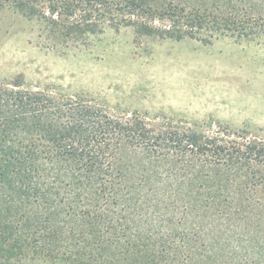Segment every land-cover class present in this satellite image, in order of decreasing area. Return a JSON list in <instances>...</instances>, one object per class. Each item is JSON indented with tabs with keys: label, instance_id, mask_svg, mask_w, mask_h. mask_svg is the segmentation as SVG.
Returning <instances> with one entry per match:
<instances>
[{
	"label": "trees",
	"instance_id": "trees-1",
	"mask_svg": "<svg viewBox=\"0 0 264 264\" xmlns=\"http://www.w3.org/2000/svg\"><path fill=\"white\" fill-rule=\"evenodd\" d=\"M0 8L39 22L62 51L105 26L150 35L155 18L177 40L264 36V0H0ZM209 226L264 232L262 132L150 126L80 96L0 83V264H207Z\"/></svg>",
	"mask_w": 264,
	"mask_h": 264
},
{
	"label": "rangeland",
	"instance_id": "rangeland-1",
	"mask_svg": "<svg viewBox=\"0 0 264 264\" xmlns=\"http://www.w3.org/2000/svg\"><path fill=\"white\" fill-rule=\"evenodd\" d=\"M163 23L149 21L150 35L105 26L64 41L62 51L39 22L0 8V83L80 96L111 117L136 114L150 126L212 122L264 134V36L177 40L162 36ZM204 232L213 246L207 264H264V232Z\"/></svg>",
	"mask_w": 264,
	"mask_h": 264
}]
</instances>
